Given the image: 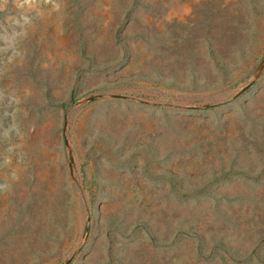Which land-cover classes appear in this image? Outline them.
I'll return each mask as SVG.
<instances>
[{
    "label": "rangeland",
    "instance_id": "obj_1",
    "mask_svg": "<svg viewBox=\"0 0 264 264\" xmlns=\"http://www.w3.org/2000/svg\"><path fill=\"white\" fill-rule=\"evenodd\" d=\"M263 102L264 0H0V264H190L185 230L219 233L172 224L169 197L225 219L243 181L263 187L226 173L172 192L226 136L264 128Z\"/></svg>",
    "mask_w": 264,
    "mask_h": 264
},
{
    "label": "water",
    "instance_id": "obj_2",
    "mask_svg": "<svg viewBox=\"0 0 264 264\" xmlns=\"http://www.w3.org/2000/svg\"><path fill=\"white\" fill-rule=\"evenodd\" d=\"M264 103V102H263ZM251 115L254 119H261L257 116L256 112L252 111ZM226 125L218 124L213 125L211 129L219 130L220 132L226 133ZM226 142L223 148L214 153L210 158H206L200 162V171L198 172L199 177L205 176V174L210 170L215 168L216 164H224L228 163L231 160L236 158L237 150H242L243 152H250L253 148H257V156L253 157L250 165L251 176L255 179L264 176V128L257 127H247L243 125L240 129L239 139L237 141L232 140L228 141L226 136ZM210 150V146L205 148L204 151L208 153ZM262 168V173L259 172V169ZM259 176V177H258ZM243 186L238 189L237 195L235 197L239 198L238 207L235 209L233 207L223 208L221 206L218 209L221 212H224L226 215L225 219H215L213 213L208 211L203 212H194L192 214L184 215L182 212V206H180L173 198L169 197L168 207L169 214L172 220V224L183 218H200L206 219L211 223L210 231L214 233H219L218 235H213L212 239L221 240L224 244L233 246L236 251L233 254V257H229L224 253H216L210 250V247L207 242L208 236L202 235V239L204 244L202 246L201 251H198L199 244L192 243L188 241L185 243L188 244L190 250V264H257L255 263V259L251 258L252 256H248L244 261H240L241 257L246 255L248 251H241L238 249V246L235 247L229 239H227L228 235H234V237H240L245 242H250L252 245L257 243L259 237L264 235V184L263 187H256L251 182V180H245L242 182ZM251 203V204H250ZM218 221L216 224L213 221ZM233 226H230L229 224ZM181 228H176L174 226L171 227V237H174V234L178 233ZM241 240V239H240ZM151 256V257H150ZM160 253L150 252L146 254L144 257L146 259L153 260L154 263H158L161 259ZM264 256L256 252L254 257ZM173 264V263H171Z\"/></svg>",
    "mask_w": 264,
    "mask_h": 264
},
{
    "label": "trees",
    "instance_id": "obj_3",
    "mask_svg": "<svg viewBox=\"0 0 264 264\" xmlns=\"http://www.w3.org/2000/svg\"><path fill=\"white\" fill-rule=\"evenodd\" d=\"M234 161L235 159L229 161V164H220L219 166L208 171L205 176L201 177L200 180H196V183L192 184L193 187L188 186V187H178L177 188L175 186L172 192L175 195L183 194V196L185 197H192L194 195L205 193L206 192L205 189L208 185H210L211 183H213L214 181H216L217 179H219L222 175L226 173H237V174L247 177L248 179L254 178L251 176L250 170H248V168L245 165L236 163ZM259 172L262 173V168L259 169ZM255 179H258V178L256 177ZM185 232L186 234H189L190 237H193V238L197 237L196 240H197V243L199 244L198 251L200 252L203 246L202 236L198 233H194L191 229H186ZM154 241L156 242V239H154ZM262 243H264V235L259 237V239L257 240V243L255 244L256 246L254 247L255 248L259 247V245H261ZM209 247L212 252L216 251V253H224L230 257H233V254L236 251V249L233 246L224 244L223 241H221L220 239L219 240L213 239ZM254 250L256 249H253V251L250 250L251 252L248 251L246 255L244 254V256L241 257L242 259H240V261L241 262L244 261L245 258L248 256H255L256 251ZM257 261L264 264V258L261 256L257 257Z\"/></svg>",
    "mask_w": 264,
    "mask_h": 264
}]
</instances>
